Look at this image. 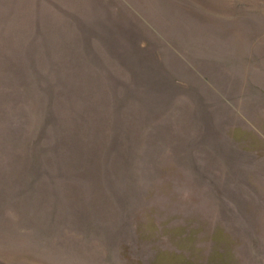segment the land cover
<instances>
[{"label":"rangeland","instance_id":"rangeland-1","mask_svg":"<svg viewBox=\"0 0 264 264\" xmlns=\"http://www.w3.org/2000/svg\"><path fill=\"white\" fill-rule=\"evenodd\" d=\"M0 264H264V0H0Z\"/></svg>","mask_w":264,"mask_h":264}]
</instances>
